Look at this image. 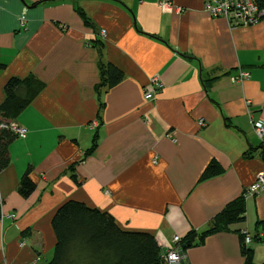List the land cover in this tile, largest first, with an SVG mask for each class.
<instances>
[{"label":"crops","instance_id":"crops-1","mask_svg":"<svg viewBox=\"0 0 264 264\" xmlns=\"http://www.w3.org/2000/svg\"><path fill=\"white\" fill-rule=\"evenodd\" d=\"M160 1L0 0V103L11 76L43 84L13 120L27 133L0 171V210L15 214L0 220V264L48 260L51 217L67 199L152 233L165 249L243 195L245 220L182 246L184 262L242 264L240 231L254 261L263 252L264 191L247 189L264 172L251 125L264 123V18L231 29L205 0H170L180 9L171 12ZM108 63L122 71L113 85L101 84ZM239 69L249 77L234 82ZM154 76L162 87L146 100ZM212 161L222 170L200 179ZM29 166L35 190L23 198L17 185Z\"/></svg>","mask_w":264,"mask_h":264},{"label":"trees","instance_id":"trees-1","mask_svg":"<svg viewBox=\"0 0 264 264\" xmlns=\"http://www.w3.org/2000/svg\"><path fill=\"white\" fill-rule=\"evenodd\" d=\"M5 66L6 63L0 60V70ZM101 78V84L113 85L122 78V71L108 63L101 66ZM20 86H23V92L19 91ZM42 86L43 84L31 75L24 79L9 77L3 86L0 123L13 121ZM16 138L18 137L10 130L0 128V171L9 164V145ZM95 146L96 135L86 154ZM221 170L222 166L212 161L206 166L200 179L216 175ZM30 172L29 166L17 185V192L23 198L30 196L35 190ZM71 177L77 183L76 176L73 174ZM244 220L245 200L242 195L226 203L212 217L209 228L198 235L194 231L188 232L181 239V246L191 245L196 237L198 241H202L207 234L226 230L231 224ZM262 223L264 225V221ZM51 226L55 235L52 256L37 264H162L161 249L152 233L124 230L118 226L109 212L88 206L82 201L67 199L62 202L51 217ZM239 235L242 264H264V261L261 263L254 261L253 250L244 244V234L240 231Z\"/></svg>","mask_w":264,"mask_h":264},{"label":"built area","instance_id":"built-area-1","mask_svg":"<svg viewBox=\"0 0 264 264\" xmlns=\"http://www.w3.org/2000/svg\"><path fill=\"white\" fill-rule=\"evenodd\" d=\"M160 7L166 11H179V7H174L170 0H163L159 2ZM203 10L211 17L223 18L231 29L237 27H246L253 25L264 18V0H205ZM101 36L105 35V31H99ZM249 77V72L239 69L238 72L232 76L234 82H241L243 79ZM162 87L161 81L157 77H151L149 83L144 88V99L151 100L155 97L157 91ZM200 126L204 125L203 119L198 120ZM252 130L254 134L261 141L264 147V123L262 121H252ZM96 121L90 123V127H95ZM0 128L8 129L13 132L18 138L26 136L27 129L13 121H4L0 123ZM264 191V172H259L256 176L255 182L247 189L248 194H255ZM2 199L0 197V208ZM4 217L14 219V213H3L0 210V220ZM244 244L246 245L251 237L244 233ZM23 245V243H20ZM162 264H186L184 262V254L181 246V238L178 235L172 237V245H167L165 249H161Z\"/></svg>","mask_w":264,"mask_h":264},{"label":"rangeland","instance_id":"rangeland-1","mask_svg":"<svg viewBox=\"0 0 264 264\" xmlns=\"http://www.w3.org/2000/svg\"><path fill=\"white\" fill-rule=\"evenodd\" d=\"M19 139H20V138H17L16 140H19ZM19 141H20V140H19ZM261 254H262V255H261ZM261 254H260V256H262V257H260V256L257 255V257L255 258L256 263H261V262L264 261V250H263V252H261ZM41 261H43V259H42Z\"/></svg>","mask_w":264,"mask_h":264},{"label":"water","instance_id":"water-1","mask_svg":"<svg viewBox=\"0 0 264 264\" xmlns=\"http://www.w3.org/2000/svg\"><path fill=\"white\" fill-rule=\"evenodd\" d=\"M183 247H185V245H183Z\"/></svg>","mask_w":264,"mask_h":264}]
</instances>
